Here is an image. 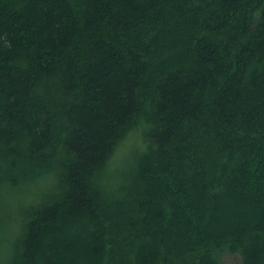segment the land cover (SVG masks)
Wrapping results in <instances>:
<instances>
[{
  "label": "trees",
  "instance_id": "1",
  "mask_svg": "<svg viewBox=\"0 0 264 264\" xmlns=\"http://www.w3.org/2000/svg\"><path fill=\"white\" fill-rule=\"evenodd\" d=\"M140 116L151 145L105 198L92 172ZM57 145L12 264H264V0H0V152Z\"/></svg>",
  "mask_w": 264,
  "mask_h": 264
},
{
  "label": "clouds",
  "instance_id": "2",
  "mask_svg": "<svg viewBox=\"0 0 264 264\" xmlns=\"http://www.w3.org/2000/svg\"><path fill=\"white\" fill-rule=\"evenodd\" d=\"M151 127L145 116L138 117L124 129L123 138L103 166L93 170L90 182L103 197L118 199L123 195L119 190L126 186L124 177L138 167L137 158L146 155L151 145L147 137ZM65 153L64 146L57 145L42 166L20 161L12 167L11 158L0 152V264H12L19 253L29 211L46 197L58 194L63 173L60 163L67 158Z\"/></svg>",
  "mask_w": 264,
  "mask_h": 264
},
{
  "label": "rangeland",
  "instance_id": "3",
  "mask_svg": "<svg viewBox=\"0 0 264 264\" xmlns=\"http://www.w3.org/2000/svg\"><path fill=\"white\" fill-rule=\"evenodd\" d=\"M221 264H238V259L235 256L229 254H223L221 256Z\"/></svg>",
  "mask_w": 264,
  "mask_h": 264
}]
</instances>
